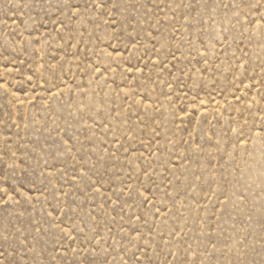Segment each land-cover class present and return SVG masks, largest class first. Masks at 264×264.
I'll return each instance as SVG.
<instances>
[{
    "label": "rangeland",
    "instance_id": "374dc122",
    "mask_svg": "<svg viewBox=\"0 0 264 264\" xmlns=\"http://www.w3.org/2000/svg\"><path fill=\"white\" fill-rule=\"evenodd\" d=\"M0 264H264V0H0Z\"/></svg>",
    "mask_w": 264,
    "mask_h": 264
}]
</instances>
